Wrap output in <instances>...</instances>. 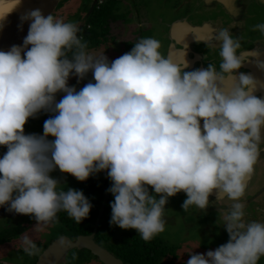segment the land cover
<instances>
[{
	"label": "clouds",
	"instance_id": "9594fccd",
	"mask_svg": "<svg viewBox=\"0 0 264 264\" xmlns=\"http://www.w3.org/2000/svg\"><path fill=\"white\" fill-rule=\"evenodd\" d=\"M21 19L30 21L23 46L0 51V147L7 149L0 208L33 217L38 233L59 223L61 212L80 224L92 204L82 191L60 189L51 173L85 182L106 172L114 197L110 224L134 229L148 243L165 231L169 198L183 192L184 211L206 210L215 194L233 201L223 216L230 239L206 255L188 253L186 264H259L264 223H245L241 201L261 155L264 99L254 93L264 85L239 72L246 59L240 38L228 29L216 35L219 71L212 64L184 71L187 61L181 66L163 55L154 38L109 62L87 51L72 22L39 9ZM252 30L264 33V23ZM256 64L264 71V62ZM89 72L94 82L69 86L73 75L83 81ZM228 81L235 83L225 89ZM41 112L53 113L43 135L26 134ZM20 245L28 256L40 252L28 232Z\"/></svg>",
	"mask_w": 264,
	"mask_h": 264
},
{
	"label": "flooded vegetation",
	"instance_id": "af4514ba",
	"mask_svg": "<svg viewBox=\"0 0 264 264\" xmlns=\"http://www.w3.org/2000/svg\"><path fill=\"white\" fill-rule=\"evenodd\" d=\"M123 1L131 3L130 6L125 5ZM163 1L167 4V9L171 11L168 12L170 15L167 14L165 17L160 15L163 7L160 11H156L152 0H147L146 5L136 4L134 0H62L52 15L55 18H62L65 22L76 24L79 28L78 36L87 44V51L97 58L105 55L111 62L130 52L140 39L150 37L157 39L161 44V53L170 56L177 64L183 66L186 60L189 67L184 71L206 69L209 64L215 65L219 71L220 45L215 37L220 30L228 29L233 38H240L239 53L246 57L244 66L239 72L251 75L264 85V71L260 70L256 64L257 59L264 62V33L252 30L255 25L264 23V0H228L226 4L224 0H212L210 3L207 0H184L182 4L180 0ZM111 3L114 6L110 16L98 17L97 20L96 14ZM126 6L131 7V11L127 14ZM195 10L205 13L201 20L194 17ZM129 16L130 19L126 21ZM185 19L189 23L194 20L200 22L197 27L203 28L200 30L204 33L199 31V34L201 33L199 35L193 29L191 34L182 33V29L185 31L188 27L189 30L192 28L191 24L184 27ZM95 22L96 25L100 24L99 29L95 26ZM204 23L205 26H203ZM162 26H164L163 32L158 37V31L162 30ZM193 37H197L199 41L196 45H191L194 41ZM89 81L94 82L91 72L83 81H79L73 75L69 79V86L79 90ZM234 83L235 81H228L224 88L230 89ZM254 94L264 99V86L258 87ZM63 95L64 93H58L57 101ZM52 115L53 113L50 112H41L36 118L29 119L25 126V133L27 134V131L32 128L36 130V127L41 124L40 132L33 134L43 135L44 121ZM37 119L42 120V123L37 122ZM49 139L54 138L49 137ZM260 150V158L241 201L245 205L244 222L247 221V223L251 221L264 223V134H262ZM6 151L5 147H0V158ZM51 176L60 181L62 184L59 186L60 189L63 188L66 191L74 187L84 193L93 206L89 217L77 224L66 213L61 212L58 214L59 223H53L45 231L38 233L33 230L37 224L33 217L10 213L6 207L0 208V264H37L48 247L56 240L62 237L72 240L80 236L92 235L106 198L95 233V241L101 248L110 252L119 264H186L184 260H181V257H185L186 254L188 259L190 256L188 254L190 252L184 250L185 247L178 249L173 245H167L160 238H154L151 242L145 243L141 238L133 235H125L121 238L112 235L114 228L110 224L112 210L110 208L107 211V206L110 201L114 202V197L108 191L112 184L106 172L95 174L85 182H80L71 175L62 174L58 169L52 172ZM101 197V204L99 203L97 208ZM209 199L210 205L206 210L198 208L196 211H204L207 218H210V215L213 217L211 221H208L209 225H205L209 227L210 235L214 233L212 237L229 241L230 237L224 228L223 216L227 214L233 201L228 199L217 201L215 194ZM221 203L223 206L220 205ZM94 211H97V215L92 224L91 217ZM104 220H106L105 226ZM52 228H56L54 230L56 234L49 237L48 233ZM185 228L189 227L185 226ZM25 232H28L40 249L36 256H28L22 251L20 235ZM185 249L190 250L188 247ZM94 263L105 264L87 248H74L65 262V264Z\"/></svg>",
	"mask_w": 264,
	"mask_h": 264
},
{
	"label": "rangeland",
	"instance_id": "374dc122",
	"mask_svg": "<svg viewBox=\"0 0 264 264\" xmlns=\"http://www.w3.org/2000/svg\"><path fill=\"white\" fill-rule=\"evenodd\" d=\"M136 1V4L139 5H146L148 4L147 0H134ZM156 1V2H154ZM173 1H179V0H173ZM184 0H180V4L183 3ZM125 5L130 6L131 3L123 1ZM153 5L155 7L156 11H160V15L163 17L167 16L169 11V8L167 9V4H164L163 0H152ZM160 3V5H159ZM181 10V9H180ZM126 14L131 11V7L126 6ZM170 15V13L168 14ZM130 19V16L127 17L126 21ZM125 22V21H124ZM164 29V26H162V30H159V36L162 34ZM37 122L42 123V120L37 119ZM41 125V124H40ZM38 125L35 129H29L27 131V134H33L34 132H40L41 126ZM112 184V182H111ZM62 190H65L61 188ZM74 189V187H73ZM150 192L155 195L154 190L150 189ZM187 199V196L185 193L181 192L177 194L175 197L169 198V202L166 205L165 212H164V220H165V231L161 234H159L155 238H160L162 241H164L167 245H173L174 247L180 249V248H189L185 249L187 252H195L196 254H205L212 250H216L219 246L226 244L228 241H225L224 239H217L215 237H212V234L214 236V233L211 235L209 234V227H205V225H209L208 221H211L213 217L210 215V218H207L206 213L204 211H196L198 208L195 206L190 207L187 211H184L182 205L184 201ZM223 206V204H220ZM213 222V221H212ZM247 223V221L245 222ZM185 226L189 227L188 229L185 228ZM56 228H52L50 230L49 237L54 236L56 234L54 232ZM196 231V232H195ZM112 235L116 238H121L125 235H133L139 237V233L136 230H123L119 228L118 226H114L112 229ZM140 238V237H139ZM198 241V243L195 244V242ZM187 245V247L185 246ZM190 258V256H189ZM181 260H184L187 262L188 256L187 254L185 257H181ZM264 257H262L259 261V264H263ZM96 264V263H94Z\"/></svg>",
	"mask_w": 264,
	"mask_h": 264
},
{
	"label": "water",
	"instance_id": "95a60500",
	"mask_svg": "<svg viewBox=\"0 0 264 264\" xmlns=\"http://www.w3.org/2000/svg\"><path fill=\"white\" fill-rule=\"evenodd\" d=\"M14 1H18V3L15 5L16 9L12 13H10L7 20L4 21L3 30H0V51H8L14 45L21 47L23 46V40L27 36L29 31L30 21H22V16H24L30 10L34 9H39L45 16L53 14L62 0H21L20 4L19 0ZM211 1L212 0H207L208 3H210ZM224 1L225 4L226 1L228 2V0ZM195 11L196 12L194 13V17H198L201 20L202 16H204L205 13H202V11ZM195 21L196 20H194V22ZM183 23L184 25L185 23L189 24L187 19H185ZM191 26V29H193V31L195 33L197 32L198 34L199 31H201L200 29H203L197 26H193L192 24ZM203 26H205V23L203 24ZM183 32L184 29H182V33ZM201 33H204L203 30L201 31ZM197 37H193L194 41L191 42V45H196V43H199ZM106 200L107 198L103 202V206L99 214V219L92 235L80 236L77 239L72 240L68 237H62L61 239L56 240L54 243H52V245L48 247L37 264H65L67 256L74 248L89 249L93 255H95L105 264H119L118 260H116V258L110 252L101 248L95 241V233L97 231L98 223L100 217L102 216Z\"/></svg>",
	"mask_w": 264,
	"mask_h": 264
},
{
	"label": "trees",
	"instance_id": "16d2710c",
	"mask_svg": "<svg viewBox=\"0 0 264 264\" xmlns=\"http://www.w3.org/2000/svg\"><path fill=\"white\" fill-rule=\"evenodd\" d=\"M113 6H114V4L111 3L110 5H108V7H106V8L103 7L102 10L99 11L98 14H96L97 15L96 16L97 20H98V17L101 18V17H104V16H110V14L112 12V9H113ZM99 22H100V20H99ZM95 26H97L98 29L100 28V24L99 23H97V25H96V22H95ZM101 201H102V197L98 200L97 208H99V203L101 204ZM111 202L112 201H110L108 206H107V211H109V209L111 208L110 207ZM96 215H97V211H94V213L92 214V217H91L92 224L95 221ZM107 217H108V215H107ZM104 219H106V218H104ZM105 223H106V220H104V226H105Z\"/></svg>",
	"mask_w": 264,
	"mask_h": 264
},
{
	"label": "bare ground",
	"instance_id": "6f19581e",
	"mask_svg": "<svg viewBox=\"0 0 264 264\" xmlns=\"http://www.w3.org/2000/svg\"><path fill=\"white\" fill-rule=\"evenodd\" d=\"M18 1L14 0H0V18L6 17V20L10 13L16 9Z\"/></svg>",
	"mask_w": 264,
	"mask_h": 264
},
{
	"label": "crops",
	"instance_id": "0c3cea01",
	"mask_svg": "<svg viewBox=\"0 0 264 264\" xmlns=\"http://www.w3.org/2000/svg\"><path fill=\"white\" fill-rule=\"evenodd\" d=\"M189 24H192L193 26H199V25H200V22L195 21V22H191V23H189ZM189 24H188V23H185L184 27H188ZM188 30H189V27H188V29H186L183 33L191 34L192 29H191L190 31H188ZM200 34H201V33H200Z\"/></svg>",
	"mask_w": 264,
	"mask_h": 264
}]
</instances>
